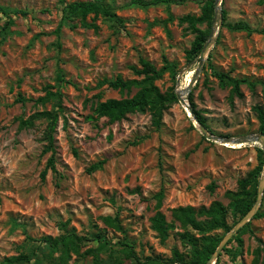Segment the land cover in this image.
Wrapping results in <instances>:
<instances>
[{"label":"rangeland","instance_id":"rangeland-1","mask_svg":"<svg viewBox=\"0 0 264 264\" xmlns=\"http://www.w3.org/2000/svg\"><path fill=\"white\" fill-rule=\"evenodd\" d=\"M81 1L88 0H0V264L22 253L41 257L47 247L28 237L58 236V224L67 220L80 235L101 231L105 241L89 246L99 250L102 264L123 257L119 241L129 242L141 262L148 257L166 261L173 249L184 253L188 248L180 228L164 242L152 229L155 196L164 192L160 210L169 221L170 210L179 206H209L214 201L228 205L227 193L236 191L238 182L259 164L260 144L207 140L180 102L165 113L159 130L148 114H131L115 124L90 119L97 103L136 93L121 94L100 83L118 75L138 79L131 67L140 68V58L164 71L156 82L163 92L172 87L186 90L199 61L187 62L194 35L179 18L199 15L202 0H168L147 7L134 0H100L115 17L101 16L97 32L82 27L78 19L64 18L65 6ZM259 1L223 0L226 24L243 22L263 33L232 32L222 24L211 59L190 92L210 132L221 138L261 133L253 110L264 105V5ZM209 63L255 86L243 84L244 97L231 98L230 88L219 86ZM49 91L62 94V110L57 101L36 104ZM182 95L186 97V91ZM43 111L59 115L56 172L49 170L45 182L40 175L52 155L44 153L48 123L37 119L33 128L20 129L21 120ZM116 214L124 233L107 228L101 219ZM239 220L229 216L228 223L234 226ZM250 229L253 234H244L237 263L252 264L260 247L259 264H264V218L253 219ZM228 247L240 250L235 242ZM70 264H92V258L74 257ZM221 264L233 262L223 253Z\"/></svg>","mask_w":264,"mask_h":264},{"label":"trees","instance_id":"trees-1","mask_svg":"<svg viewBox=\"0 0 264 264\" xmlns=\"http://www.w3.org/2000/svg\"><path fill=\"white\" fill-rule=\"evenodd\" d=\"M62 2L64 0H61ZM169 2L168 0H151L149 2L143 0H134V3L147 7L151 5H159L160 3ZM259 3L264 5V0ZM64 11V18L78 19L80 25L87 29H93L95 32L99 31L100 27L97 24L101 16L115 17L111 8L107 7L100 0H88L81 2H74L67 4ZM92 16V21L89 22L88 18ZM215 16V0H202L201 12L199 15L187 14L179 18V24L186 26L185 30L194 35V40L191 47L186 51V59L188 63L199 61V55L206 44ZM227 13L223 9V26L232 32H245L248 35L254 33H263L260 30L253 29L250 25L239 22L236 24H226ZM206 26V28H203ZM62 27L59 25L57 34ZM74 25L73 28H76ZM219 40V37L217 41ZM211 54L209 55V61ZM140 68L132 66L131 70L138 77V79L126 80L121 75L115 79L104 80L100 84L108 85L109 88L119 91L121 94H131L133 90L136 93L132 97L121 99H108L101 101L93 107V115L90 119H106L111 124L119 123L125 120L128 115L141 113L148 114L151 117L152 126L159 130L163 126L164 115L175 104L179 102L175 88H169L162 91L156 82L163 78L164 71L157 69V67L145 58L139 59ZM209 68L212 70L213 75L219 81V86L222 89L230 88L231 98H243L244 94L241 90L243 84H248L250 87L255 85L248 82L246 79L232 78L229 74L217 71L212 64L209 63ZM50 101H57L58 109L62 110V94L60 92H47L43 97L36 100V104L45 105ZM189 102L193 113L197 120L205 126L209 131L206 118L202 112L198 110L194 101L193 93L189 94ZM257 114L259 121V131L264 133V105H256L253 108ZM45 119L48 123L44 140L47 142L45 152H52L51 157L48 159L46 168L42 171L40 177L41 181L45 182L48 171L56 172V149L54 146V134L57 132L59 115L57 111H43L37 112L28 120H21L20 129L33 128L35 120ZM259 164L248 173V175L238 182L236 191H229L227 193L230 202L228 205L223 204L221 201H214L209 206H179L170 210L171 220L160 210L162 201L164 199V192L160 191L155 197L157 199L156 209L157 212L151 218V227L157 233L162 242L166 241L171 231L180 228V239L185 247L188 248L187 252H180L178 249H173L172 258L162 260L158 257H148L145 262H141L136 255L132 245L129 242L119 241L121 245V253L123 257H113L114 264H125L126 260H134L138 264H206L212 255L216 252L224 236L231 231L233 225L228 223L229 216L239 220L243 218L254 206L258 184L263 172L264 166V153L258 148ZM96 168L93 167L94 171ZM91 170V171H92ZM211 189H213L211 187ZM264 218V212L261 210L255 214L253 219ZM104 225L116 232L124 233L122 222L119 214L115 216H104L101 218ZM251 222L241 229L236 236H234L223 248L216 264H221V256L223 253L227 254L233 264H238L237 259L243 255L242 248H244V234L249 232L253 234L250 229ZM97 228V225H95ZM60 234L58 236H43L41 238H31L28 240L39 243L41 246L47 247V252H43L41 257L38 254H24L19 257L6 258L1 264H16L19 262H26L27 264H70L71 260L76 257L77 259L92 258V264H102L101 253L97 248L90 247L89 243L98 242L103 243L105 238L102 236L101 231H97L91 236L80 235L74 228L70 227V220L60 222L58 224ZM223 231V235L215 232ZM235 242L240 248L235 249L228 246ZM262 248H257L254 251L255 258L252 264H259L261 258ZM245 264V263H243Z\"/></svg>","mask_w":264,"mask_h":264},{"label":"water","instance_id":"water-1","mask_svg":"<svg viewBox=\"0 0 264 264\" xmlns=\"http://www.w3.org/2000/svg\"><path fill=\"white\" fill-rule=\"evenodd\" d=\"M223 0H215V16L213 25L211 28L210 36L204 45L200 55H199V62L198 67L196 69L195 75L193 79L191 80L189 86L186 88L187 96L183 97L180 93V91H176L177 97L179 99V102L186 108L187 112L189 113L191 119L194 122V126L197 127L202 136L205 137L209 141H215L220 142L222 144L226 145H253V144H260L261 149L264 153V133H260L256 136H248L243 138H237V139H227V138H221L216 136L215 134L211 133L205 126H203L196 118L195 114L192 111V108L190 106L189 102V93L193 90L195 85L198 83L199 78L201 76V73L203 71L204 65L206 60L208 59L213 47L217 43V39L219 37L220 30L222 28L223 24V8H222ZM178 85L181 82V76L178 77ZM196 123V124H195ZM263 197H264V166H263V172L259 181L258 185V192L257 197L254 206L252 209L243 217L241 218L231 229L229 233H227L223 240L221 241L219 247L217 248L216 252L212 255V257L208 260L206 264H216L218 261V258L220 254L223 252V248L227 246L228 242L236 236V234L243 229L248 223H250L255 214L258 213L261 210V206L263 203Z\"/></svg>","mask_w":264,"mask_h":264},{"label":"bare ground","instance_id":"bare-ground-1","mask_svg":"<svg viewBox=\"0 0 264 264\" xmlns=\"http://www.w3.org/2000/svg\"><path fill=\"white\" fill-rule=\"evenodd\" d=\"M184 92H185V89L184 88H182V89H180V93H182V94H184ZM181 94V95H182ZM183 96V95H182ZM196 124V123H195Z\"/></svg>","mask_w":264,"mask_h":264}]
</instances>
